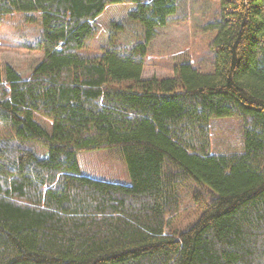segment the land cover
Masks as SVG:
<instances>
[{
  "label": "trees",
  "instance_id": "obj_1",
  "mask_svg": "<svg viewBox=\"0 0 264 264\" xmlns=\"http://www.w3.org/2000/svg\"><path fill=\"white\" fill-rule=\"evenodd\" d=\"M131 4L130 46L83 52L94 21ZM176 0H0L37 25L27 77L0 63V264H264V0H220L212 71L143 79ZM239 118L243 152L218 154L209 123ZM40 119L48 123L45 129ZM118 149L130 182L80 174L78 154ZM192 186L190 226L171 229ZM169 230L168 233L165 231Z\"/></svg>",
  "mask_w": 264,
  "mask_h": 264
},
{
  "label": "rangeland",
  "instance_id": "obj_2",
  "mask_svg": "<svg viewBox=\"0 0 264 264\" xmlns=\"http://www.w3.org/2000/svg\"><path fill=\"white\" fill-rule=\"evenodd\" d=\"M177 14L168 25L157 31L150 43L143 68V79H162L172 76L174 66L191 63L204 73L212 71L211 57L207 55L206 26L215 19L220 0H176ZM135 9L131 4L108 6L95 19V35L86 43L83 52L99 53L110 43L121 46L133 45L142 38L141 26L129 19ZM38 36L37 25L25 24L22 16L12 15L0 23V63L11 66L20 77H27L43 58V54L25 48ZM40 123L49 129L48 123ZM209 125L211 148L218 154H240L243 152V124L239 118L213 119ZM80 174L113 184L130 182L126 164L118 149L84 152L78 154ZM192 186L180 193L179 212L172 217L171 229L190 226L195 221V206L192 202ZM166 233L169 230L165 231Z\"/></svg>",
  "mask_w": 264,
  "mask_h": 264
}]
</instances>
